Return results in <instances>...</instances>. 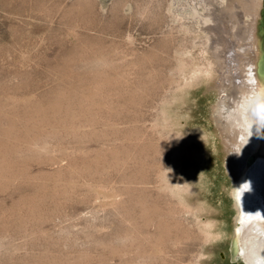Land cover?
<instances>
[{"label":"rangeland","instance_id":"rangeland-1","mask_svg":"<svg viewBox=\"0 0 264 264\" xmlns=\"http://www.w3.org/2000/svg\"><path fill=\"white\" fill-rule=\"evenodd\" d=\"M141 1L0 0V264H245L236 237L206 246L159 188L179 37L164 0L138 15ZM193 99L211 141L198 182L231 234L215 93Z\"/></svg>","mask_w":264,"mask_h":264},{"label":"bare ground","instance_id":"bare-ground-1","mask_svg":"<svg viewBox=\"0 0 264 264\" xmlns=\"http://www.w3.org/2000/svg\"><path fill=\"white\" fill-rule=\"evenodd\" d=\"M145 1L137 3L138 15L148 10ZM185 1L158 4L174 24L169 37H179L172 88L155 124L173 137L159 188L177 210L190 213L206 246L234 236L245 264H264V0ZM200 90L215 93L210 112L232 181L227 189L236 215L231 234L220 209L205 199V184L198 182L211 145L208 133L191 125L193 97ZM112 197L110 205L118 199Z\"/></svg>","mask_w":264,"mask_h":264}]
</instances>
